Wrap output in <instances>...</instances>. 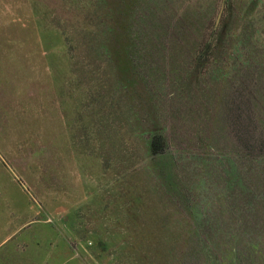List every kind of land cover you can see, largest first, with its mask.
<instances>
[{
  "label": "rangeland",
  "instance_id": "1",
  "mask_svg": "<svg viewBox=\"0 0 264 264\" xmlns=\"http://www.w3.org/2000/svg\"><path fill=\"white\" fill-rule=\"evenodd\" d=\"M0 264H264V0H0Z\"/></svg>",
  "mask_w": 264,
  "mask_h": 264
},
{
  "label": "trees",
  "instance_id": "2",
  "mask_svg": "<svg viewBox=\"0 0 264 264\" xmlns=\"http://www.w3.org/2000/svg\"><path fill=\"white\" fill-rule=\"evenodd\" d=\"M151 147H152V152L154 153V154H160L161 152H162V147H163V144H162V142H161V138L160 137H154L153 139H152V141H151ZM201 241H205L204 242V245L205 246H203V251L206 253V254H210L209 252H212V254H215V248H213V245H210L209 243H206L207 242V240L205 239V240H201ZM200 241V242H201ZM199 242V243H200ZM206 243V244H205ZM212 244V243H211ZM211 246V247H210Z\"/></svg>",
  "mask_w": 264,
  "mask_h": 264
}]
</instances>
